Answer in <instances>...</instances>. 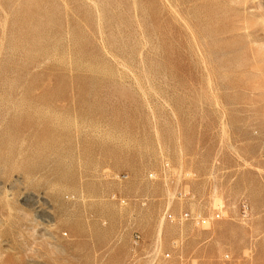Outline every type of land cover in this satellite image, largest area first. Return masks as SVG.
<instances>
[{"label": "rangeland", "instance_id": "rangeland-1", "mask_svg": "<svg viewBox=\"0 0 264 264\" xmlns=\"http://www.w3.org/2000/svg\"><path fill=\"white\" fill-rule=\"evenodd\" d=\"M226 254L264 264V0H0V264Z\"/></svg>", "mask_w": 264, "mask_h": 264}, {"label": "built area", "instance_id": "built-area-1", "mask_svg": "<svg viewBox=\"0 0 264 264\" xmlns=\"http://www.w3.org/2000/svg\"><path fill=\"white\" fill-rule=\"evenodd\" d=\"M121 203L123 204V202ZM241 207L243 208V212L245 214L246 205L242 203ZM165 219L166 221L170 223L180 224L182 222H190L194 224L195 226H202V227L208 224L207 218H202L199 215H191L189 213H183L177 216L168 213L165 215ZM139 240H140L139 234H134L133 235V245L136 246ZM151 255L154 256V258L156 259L158 257V249L154 248ZM163 259H169V254H165L163 256ZM229 263H230V257L228 254L222 256L221 259L219 260V264H229Z\"/></svg>", "mask_w": 264, "mask_h": 264}, {"label": "clouds", "instance_id": "clouds-1", "mask_svg": "<svg viewBox=\"0 0 264 264\" xmlns=\"http://www.w3.org/2000/svg\"><path fill=\"white\" fill-rule=\"evenodd\" d=\"M54 251L58 253L60 251V249L59 248H55Z\"/></svg>", "mask_w": 264, "mask_h": 264}, {"label": "bare ground", "instance_id": "bare-ground-1", "mask_svg": "<svg viewBox=\"0 0 264 264\" xmlns=\"http://www.w3.org/2000/svg\"><path fill=\"white\" fill-rule=\"evenodd\" d=\"M8 196V195H7Z\"/></svg>", "mask_w": 264, "mask_h": 264}]
</instances>
